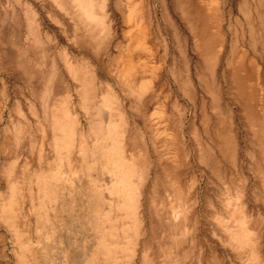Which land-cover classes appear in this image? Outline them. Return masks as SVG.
<instances>
[{"label": "rangeland", "instance_id": "1", "mask_svg": "<svg viewBox=\"0 0 264 264\" xmlns=\"http://www.w3.org/2000/svg\"><path fill=\"white\" fill-rule=\"evenodd\" d=\"M145 4L156 32L158 84L164 89L148 93L145 107L118 90L120 112L114 103L104 104L112 97L106 85L118 83L108 72V61L124 39L118 13L109 46L95 51L73 41L67 29L72 25L53 1L0 0V76L10 86L7 93L0 90V143L4 134L12 137L11 148L0 158L5 162L0 208L14 204L18 222L25 224L18 232L0 221L5 238L0 264H264V0ZM200 33L206 35L209 60L196 47ZM64 51L93 65L90 73L103 88L86 93L92 98L83 100L84 92L73 89ZM62 99L68 105L63 113L73 117L77 128L57 157L52 123L58 104L53 103ZM110 118L118 160L130 164L122 195L108 191V174L96 164V146ZM129 148L137 149L138 160L129 159ZM40 165L46 167L54 195L60 188L56 204L74 208L75 215L59 220L51 207L49 222L36 231L39 202L31 175ZM57 169L59 180L51 178ZM11 182L16 186L10 190ZM59 237L61 247L54 244ZM83 244L89 249L77 259Z\"/></svg>", "mask_w": 264, "mask_h": 264}, {"label": "bare ground", "instance_id": "2", "mask_svg": "<svg viewBox=\"0 0 264 264\" xmlns=\"http://www.w3.org/2000/svg\"><path fill=\"white\" fill-rule=\"evenodd\" d=\"M50 1L51 2L53 1V3L56 5V7L58 8V13L65 16V18L67 17L65 20L66 23L68 22L69 26H70V24L72 25L71 27L73 29L72 28H67V29H71L73 31V36H74L73 41H75V43H77V44H82L83 46L94 47L95 51L98 48L100 49L101 46H107V45L109 46L110 40H111L110 36L114 35L112 33L115 30L114 29V25H115L114 22L116 20L115 13H118L120 15V17L123 19V22L125 24V27H123L124 28L123 29V35H124L123 42H119L118 44L116 43L117 44V46H116L117 52L108 61V72L110 74L114 75L116 78H118V83L116 84V82H114V84L108 83V85H106V89L109 90V92H110L109 94L112 95L111 99H109V100L106 99L107 102L104 103L106 106H111V104L114 103L115 107L118 108V111L121 112V107L123 105V102H122V99L118 95V93H119L118 90H119L125 96H127L129 98L133 97L136 100H138L140 107H145L147 105V102L144 101L145 96L148 93L154 94L155 92L158 91L159 88H163L161 82L159 83L160 85L158 84L159 66L156 64V61L154 62V59H159L158 58L159 57L158 56V47H156V43L152 39V35L153 34L155 35L156 32L152 31L153 28L151 26V17L149 16L150 15L149 12L147 11L149 15L146 14L147 12L145 9L146 8L145 7V5H146L145 0H114L113 2H111V0H50ZM202 2H204V1H202ZM170 5L172 6L171 2H170ZM197 5H199V4H197ZM202 6L204 7V5H202ZM170 9L171 8L169 7L168 18L170 19V22H173V19H174L173 15L175 13L173 11L171 12ZM147 10H149V9H147ZM202 11L207 12L205 9H203ZM199 14H200V12H199ZM201 14H203V13H201ZM62 15H61V19L63 18ZM192 16H190V17H192ZM63 19L61 20V23L64 21ZM55 20H56L55 21L56 24L60 23V20H57V18ZM66 23H63V25L64 24L66 25ZM200 23H203V22H200ZM57 25H61V24H57ZM152 25L154 26V24H152ZM39 26H40V24H39ZM64 28L65 27H63V29ZM196 28L194 29V31L196 30ZM169 30H170V28H169ZM0 31H2V30H0ZM192 31H193V29H192ZM207 32H208V29H207ZM201 33H200V35H201ZM203 33L206 34L204 31H203ZM53 34L54 33H52L51 35H53ZM169 34H170V32H169ZM204 34L200 36L199 40L197 41L196 47L199 50V54L202 52L201 54H203L204 56L206 55L202 59L209 60V53H208L209 50L206 49L207 41H206V35H204ZM47 35L49 36L48 33H47ZM47 35H44V36L46 37ZM40 37H42V36H40ZM51 38H52V40H54L53 38H55V37L51 36ZM68 39L69 38L67 37V40ZM52 42H54V41H52ZM75 43H73V45ZM60 46H62V44ZM65 46L64 45L62 46V50L64 49ZM72 50H71V52H72ZM2 51H3V49H2V42H1L0 43V61L2 60V56H3ZM210 51H211V49H210ZM68 52H69V50H68ZM63 53H65L66 59L68 60V63H67L68 67L72 71L71 75L73 78V83H72V85L74 86L73 89H75L79 92L80 91L84 92L83 93V96H84L83 100H87L89 98H92L93 96L86 98L87 97L86 93L87 94H94L103 88L101 83L98 84L96 82L94 72L90 73V68L92 69L93 65H91V64L89 65V63L87 61H84V59H82V61L79 63L80 60L78 58H75L76 56H74L73 53H72V55L74 57L71 55L72 58L68 56L69 54H67L66 51H64ZM160 57H161V54H160ZM1 63H3V62H1ZM160 66H161V64H160ZM76 70L81 72L82 75H78L77 73H75ZM0 72H1V69H0ZM11 75H12V73H11ZM13 76H14V74H13ZM78 78L81 80H79ZM235 79H238V77ZM235 79L233 78L234 81H235ZM7 85H8V81L5 80V76H3V78L0 76V90H1V92L4 91L7 93V90H8ZM235 85H237V84H235ZM29 86L32 87L31 85H29ZM37 87L38 86L36 85V87H35L36 92L38 91ZM42 87H43V85H42ZM42 89H43V91L45 90L44 88H42ZM33 91H31V92H33ZM40 91L41 90H39V92ZM6 96H7V101H8V99H9L8 95H6ZM14 98H15V96H14ZM58 100H57V102L53 103V104H58V105L56 106L57 115H53L52 132H53L54 143H55V148H56V155H57V157H60V150L62 149V147L64 148V147L68 146V143H69L68 139L69 140L73 139L74 132H75L77 126H76L75 121L74 122L71 121V119L73 117H71L70 115H65L63 113V109L65 107H68V105L65 106V102L63 101V99H62L63 102H60V101L58 102ZM14 101H15V99H14ZM41 101H42V98H41ZM5 104H7V103L5 102ZM28 104L30 105V102ZM31 105L33 107L34 104L31 103ZM31 105H30V107H31ZM13 107L16 108L15 105ZM58 108H59V110H58ZM120 118H121V113H120ZM106 119H108L107 116H106ZM174 132H175V130H174ZM11 138L12 137L10 135L4 134V137L0 143V158L4 155L5 152H7V150L9 148H11V143H12ZM42 144H43V142H42ZM42 144H41V147L43 148ZM42 148H41V152L43 150ZM96 148L99 151V157L96 159V164L105 173L108 174V176L105 180L106 188L111 193H114L117 195H122L121 193L125 192L128 188V187H126L127 185L125 183H127L129 180L128 175L130 173V164L128 162H126L125 164L122 165V163H120L118 160V158L120 157V148L118 146L115 128L112 126V123H111V118H110V121H108V124L106 125V127L103 131V134L100 136V142L97 144ZM129 149L132 150V151H130L129 159L133 160V161L138 160L137 157H140V155L137 156L138 155L137 149L136 148H129ZM133 149H136V152H133ZM133 153H135V154L137 153V155H134ZM41 158H43V156H41ZM41 161H42V159H41ZM43 161L45 162V160H43ZM0 164H1L0 165V175H1L3 164H5V162H0ZM165 166H168V165L165 164ZM60 175H61V172L59 169H57V174L52 175L51 178L55 179V180H59ZM31 178L33 180H35L34 183H35L36 187L34 188L33 192L36 193L35 197H36V200H38V202H39V204H38L39 208L36 210V215H37L36 223H38L39 226L37 225L38 227H36V231H39L40 224H42L43 222L45 223V221L49 222V220H50L49 210L51 209V207H53V212H54V216H52L53 218H58L59 220H64L65 215H68V216L69 215H75V213L73 214L74 208H72L70 210V209L64 207L63 203L62 204L61 203L56 204V201L61 200V198L58 197V194H60V188L57 190V192L54 195L53 190L51 189L49 176L46 172V167H44L43 165H40L38 172H36V173L34 172L31 175ZM0 179H1V176H0ZM15 184L16 183L11 182L10 190L16 186ZM29 189H30V195H31V193H32L31 182H30ZM71 195H72V192H71ZM10 196L17 202V198H16V195L14 193L11 192ZM31 200L33 201L32 195H31ZM81 201H82V204L79 206L80 212L82 210H85V208H84L85 203H84L82 197H81ZM135 203L136 202H133L132 205H135ZM31 204H33V203H31ZM32 208H33V206H30V208L28 210V211H30L31 214H32V212H35L34 210H32ZM81 213H83V212H81ZM18 220H19V213H18V209L14 207V204H13V208H11L10 205L6 206L5 204H3L1 206V208H0V221L3 224L8 225L9 228L10 227L16 228V230L18 229V232H20L19 229L24 230L25 224L23 222H18ZM54 226L55 225L52 224L50 226V229L52 230L54 228ZM247 230H249V228H247ZM75 231H77V230H75ZM16 236H17V234H16ZM47 238H48V236H47ZM4 240H5V238H4L3 234H0V243H2ZM35 244H36V246L41 248L42 252L44 251V247L40 244V242L38 240H36ZM54 244H58V247H61L62 246V238L59 237ZM88 249H89V246H86V244H83V254H82V249H81L79 256L76 258L82 259V257L87 253L86 251ZM16 255H17L19 261H23L25 263V261L17 253H16ZM43 255L45 256L44 252H43ZM66 256H67V254L65 253V249H63L62 250V259H64V261L68 262ZM9 263H10V261L8 260L6 264H9Z\"/></svg>", "mask_w": 264, "mask_h": 264}]
</instances>
